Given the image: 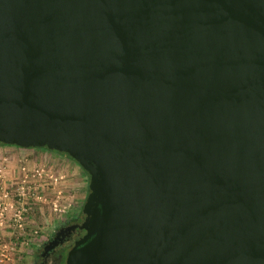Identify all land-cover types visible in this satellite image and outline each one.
<instances>
[{"label":"water","instance_id":"obj_1","mask_svg":"<svg viewBox=\"0 0 264 264\" xmlns=\"http://www.w3.org/2000/svg\"><path fill=\"white\" fill-rule=\"evenodd\" d=\"M0 142L90 176L60 264H264V0H0Z\"/></svg>","mask_w":264,"mask_h":264},{"label":"rangeland","instance_id":"obj_2","mask_svg":"<svg viewBox=\"0 0 264 264\" xmlns=\"http://www.w3.org/2000/svg\"><path fill=\"white\" fill-rule=\"evenodd\" d=\"M9 145L13 144L0 145V168H3L7 177L11 179L7 182L20 179L23 166H26L31 173L33 167L44 168V174L47 173L44 177L47 178L48 183L47 188L45 187L48 203L37 204L32 213L35 215L33 218L40 225V235L43 234L40 244L32 246L34 250L31 252L29 264H34L36 251L43 241L51 236L57 226L81 214L90 190V176L81 164L64 152L46 147L10 148ZM56 200L60 202L59 208L62 210L55 209L52 203Z\"/></svg>","mask_w":264,"mask_h":264},{"label":"built area","instance_id":"obj_3","mask_svg":"<svg viewBox=\"0 0 264 264\" xmlns=\"http://www.w3.org/2000/svg\"><path fill=\"white\" fill-rule=\"evenodd\" d=\"M44 171V168L33 167L31 173L23 166L20 179L7 182L11 179L0 168V226L7 225L11 235L1 242L0 263L10 261L14 250L28 248L40 237V225L32 213L37 204L48 203L45 192L48 183L44 177L47 173L44 174ZM59 203L58 200L52 203L56 210H62Z\"/></svg>","mask_w":264,"mask_h":264},{"label":"flooded vegetation","instance_id":"obj_4","mask_svg":"<svg viewBox=\"0 0 264 264\" xmlns=\"http://www.w3.org/2000/svg\"><path fill=\"white\" fill-rule=\"evenodd\" d=\"M80 215L74 216L57 226L51 236L43 241L36 251L34 264H60L62 252L83 233H77L68 228L71 224L82 222Z\"/></svg>","mask_w":264,"mask_h":264},{"label":"crops","instance_id":"obj_5","mask_svg":"<svg viewBox=\"0 0 264 264\" xmlns=\"http://www.w3.org/2000/svg\"><path fill=\"white\" fill-rule=\"evenodd\" d=\"M2 145V144H0ZM7 146V145H5ZM8 147L10 148H14V147H18V148H27V149H35L36 147H22V146H18V145H9ZM10 229L8 230L7 225L5 227H1L0 226V247H1V242L3 240H8L10 238V233H9ZM43 236V234L40 235V237L38 239H36L37 241L32 243L30 245V247L28 248H19L13 251L12 253V259L8 262L5 263H0V264H29V260L31 257V252H33L34 247H32L34 244H40L39 242L42 241L41 237Z\"/></svg>","mask_w":264,"mask_h":264},{"label":"trees","instance_id":"obj_6","mask_svg":"<svg viewBox=\"0 0 264 264\" xmlns=\"http://www.w3.org/2000/svg\"><path fill=\"white\" fill-rule=\"evenodd\" d=\"M0 144H3L2 142H0ZM47 148V147H46ZM65 154H67V153H65ZM86 171V170H85ZM87 172V171H86Z\"/></svg>","mask_w":264,"mask_h":264}]
</instances>
